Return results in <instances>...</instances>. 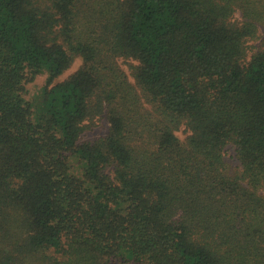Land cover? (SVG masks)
<instances>
[{"label": "trees", "instance_id": "1", "mask_svg": "<svg viewBox=\"0 0 264 264\" xmlns=\"http://www.w3.org/2000/svg\"><path fill=\"white\" fill-rule=\"evenodd\" d=\"M260 29L264 0H0V264H264Z\"/></svg>", "mask_w": 264, "mask_h": 264}, {"label": "rangeland", "instance_id": "2", "mask_svg": "<svg viewBox=\"0 0 264 264\" xmlns=\"http://www.w3.org/2000/svg\"><path fill=\"white\" fill-rule=\"evenodd\" d=\"M237 17L239 18V11L235 12V18ZM263 41H264V31L260 29L259 36L256 39L249 40L248 48L255 49L259 45H261ZM81 64H82V58L80 56H76L70 67L57 78V81L65 79L68 75L76 71L81 66ZM121 64L126 71L129 70L128 65L126 63L122 62ZM44 81H45V74L37 76L33 82L28 84L27 86L28 91L30 93H33V91L35 92L36 89L42 88V86L44 85ZM107 130H108L107 120L105 118H101L96 121V124L93 127L87 129L83 133V135L81 136V140L93 141L100 136L106 135ZM176 134L179 137L184 138L187 133L183 129V127H181L179 130L176 131ZM224 159L226 162V171L230 175H234V173H236L240 169V165L235 155V149L231 144H228L225 147Z\"/></svg>", "mask_w": 264, "mask_h": 264}]
</instances>
